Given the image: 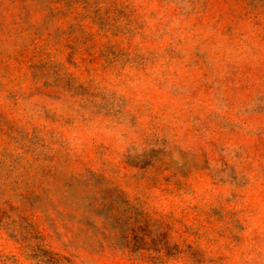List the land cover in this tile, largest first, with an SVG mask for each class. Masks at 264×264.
I'll return each instance as SVG.
<instances>
[{"label": "rangeland", "instance_id": "1", "mask_svg": "<svg viewBox=\"0 0 264 264\" xmlns=\"http://www.w3.org/2000/svg\"><path fill=\"white\" fill-rule=\"evenodd\" d=\"M0 264H264V0H0Z\"/></svg>", "mask_w": 264, "mask_h": 264}]
</instances>
